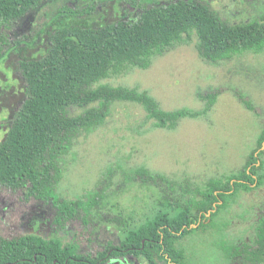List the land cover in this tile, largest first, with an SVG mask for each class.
<instances>
[{"label": "trees", "instance_id": "16d2710c", "mask_svg": "<svg viewBox=\"0 0 264 264\" xmlns=\"http://www.w3.org/2000/svg\"><path fill=\"white\" fill-rule=\"evenodd\" d=\"M46 1L0 0V64L16 52L24 87L0 140V188L46 202L52 210L51 225L58 229L77 220L95 225L91 217L96 213L97 222H107L117 234L95 251L38 231L0 235V264H135L140 258L146 264H185L184 243L190 235L209 243L213 256L221 252L228 264H264V216L250 241L232 245L223 231L231 205L242 193L264 184V121L244 164L203 185L143 166L127 171V180L154 194L153 211L139 220L112 209L101 214L107 204L102 189L69 200L56 193L73 145L102 125L116 103L140 106L153 127L171 129L183 117L208 112L220 92L199 93L205 101L200 110H168L145 89L112 86L102 79L132 67L147 68L154 55L192 33L198 38L199 55L211 63L261 50L264 14L232 24L199 0H132L128 16L103 21L98 19V5L105 0H86L85 6L56 9L33 34L11 40V29ZM43 35L46 50L26 55ZM237 96L253 109L242 94ZM239 257L243 260L235 262Z\"/></svg>", "mask_w": 264, "mask_h": 264}, {"label": "rangeland", "instance_id": "374dc122", "mask_svg": "<svg viewBox=\"0 0 264 264\" xmlns=\"http://www.w3.org/2000/svg\"><path fill=\"white\" fill-rule=\"evenodd\" d=\"M168 1L174 0H141L142 3L156 4ZM199 1L208 3L222 19L232 24L264 14V0ZM86 4V0H47L41 9L17 23L9 37L12 40L33 34L58 8ZM133 7L132 0H105L98 5L101 11L98 19L112 21L126 17ZM197 42V36L192 33L190 38L154 55L147 68L132 67L101 82L145 89L168 110H200L205 101L198 94L219 90L212 108L196 117H183L174 128L167 129L153 127L145 119L140 106L116 103L102 125L82 134L73 145L67 155L63 176L56 186L59 196L69 200L87 191L102 189L107 204L101 214L112 209L139 220L153 211L154 194L125 178L130 169L143 166L203 185L208 178L229 174L244 164L246 155L255 147L264 121V47L211 63L199 55ZM45 50L43 35L25 54L38 56ZM17 57L16 52H11L0 64V140L5 135L7 119L12 117L24 94L23 82L16 70ZM237 93L242 94L253 109H248ZM98 215L94 213L91 217L95 225L87 223L84 226L77 220L68 221L63 229H58L51 225L52 210L46 202L26 200L20 193L0 188L2 236L38 231L65 244L95 251L117 234L112 225L97 222ZM262 216L264 184L242 193L225 214L226 228L223 231L229 243L236 245L250 241ZM83 238L91 240L90 245ZM184 248L185 264H228L221 252L213 256L209 243L192 235L187 237ZM241 260L239 257L235 262ZM135 264L146 262L140 258ZM158 264L167 263L160 261Z\"/></svg>", "mask_w": 264, "mask_h": 264}]
</instances>
